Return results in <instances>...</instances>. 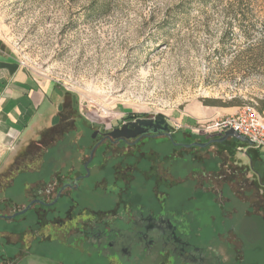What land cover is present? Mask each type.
Returning a JSON list of instances; mask_svg holds the SVG:
<instances>
[{
  "label": "rangeland",
  "instance_id": "rangeland-1",
  "mask_svg": "<svg viewBox=\"0 0 264 264\" xmlns=\"http://www.w3.org/2000/svg\"><path fill=\"white\" fill-rule=\"evenodd\" d=\"M204 1L201 4L198 0H0V36L23 64L55 82L61 91L62 116L71 120L64 122L61 131L45 133L50 137L48 144L34 141L31 147L16 150L12 159L0 164V211H10L7 200L10 198L14 200V208H24L32 190L44 184L40 181L47 179L51 167L39 168L36 162L44 159L65 165L75 155L74 145L89 140L88 135L80 141L83 130L112 128L133 118H128L131 114L138 115L134 118L156 115L167 118L175 139L158 136L150 139L148 145L160 162L174 151L180 158L175 162L178 180L202 165L191 162L189 157L186 162L181 159L189 155L188 151L206 158L208 171L218 169L228 175L224 183L228 182L236 192L241 189V196L230 204L232 211L238 208L241 212L243 202L255 201L244 192L248 190L246 178H255L250 171L254 168L258 192L255 202L260 212L264 211V148L232 140L212 143L206 148L177 146L180 140H185V132H191L195 135L193 139L199 140L218 137L204 138L207 134L194 128L233 115L246 105L259 107L264 100V59H254L248 49L252 40L241 34L242 28L253 26L256 34L264 32V0ZM102 2H107L104 9L100 8ZM235 6L248 7V18L241 21L243 14L237 12L238 18L234 19L235 13L226 8ZM207 100L221 105L206 104ZM230 101L235 104L225 105ZM46 145L53 147L43 158ZM26 151L37 155L34 162L30 159L12 164L19 153ZM34 169L40 171H31ZM206 176L201 181H207ZM193 185L190 179L181 181L168 189L171 197H161L181 217L189 216L206 239L216 227L219 231L223 228L222 210L219 200L213 199L214 194L197 193ZM27 215L23 226L29 221L33 224L34 217L31 213ZM232 220L225 224L235 225L237 233L259 224L257 235L252 233V240L237 247L245 249L244 264H264V224L256 219L242 221L243 217L238 215ZM17 221L0 218V264H86L82 263L80 240L75 237H66L67 243L58 238L36 241L31 250L39 256L25 257L19 253L10 259L6 255L16 251L18 242L25 250L23 237L28 231L22 232L15 226L20 225ZM67 225L47 229H66ZM71 232L75 234L77 230ZM94 262L106 264L87 259V264Z\"/></svg>",
  "mask_w": 264,
  "mask_h": 264
},
{
  "label": "flooded vegetation",
  "instance_id": "flooded-vegetation-1",
  "mask_svg": "<svg viewBox=\"0 0 264 264\" xmlns=\"http://www.w3.org/2000/svg\"><path fill=\"white\" fill-rule=\"evenodd\" d=\"M63 109L62 107L59 122L53 126L51 134L61 131L64 122H71L62 116ZM135 119L137 118L127 119L124 123ZM124 123L112 128L83 130L80 141L88 135L89 140L74 145L75 155L65 165L60 166L59 163L55 164L56 161L52 163L44 159L36 162L41 166L39 168L45 169L48 165L47 168L51 167V171L48 172L47 179L40 181L44 184L32 190V197L24 206L30 205L27 211L34 217L33 224L29 221L23 226L22 222L25 221L22 220L20 225H15L23 232H29V236L26 232L23 237L24 254L29 252L27 255L37 257L38 254L35 255L31 250L36 241L58 238L62 243H67L66 237H75L80 240L78 245L84 260L82 263L86 264L87 259L91 258L94 261H106V264H244L245 249L237 247V244L243 246L252 240V233L257 235L259 224L247 230L245 227L242 232L237 233L235 225L225 223L238 215L239 218L243 217L242 221L256 219L264 224V211L260 212L258 202H255L258 192L254 168L250 171H253L255 178L247 179V174L244 176L248 182V190L245 189L244 192L245 196H250L255 201H241L245 204L242 211L238 208L232 211L234 208L230 204L241 196V189L236 192L228 182L224 183L228 175L218 169L208 171L205 167L207 159H201L197 153H192L196 151H188L189 155L181 159L186 162L189 157L191 162L194 160L202 165L178 180L175 162L180 158L172 150L160 162L155 151L148 145L150 139L158 137L155 133L147 131L146 134L131 138H115L110 135V132L122 127ZM51 128L45 129L43 133ZM45 137L46 141L50 138L46 134ZM212 138L215 137L208 140ZM196 141L208 142L204 139H185L180 140L177 146L203 147L190 146ZM50 147L53 145H46L42 150L45 152L43 158L49 154ZM29 153L31 154L28 155ZM35 158L37 155L33 156L32 152L26 151L19 153L12 164L18 161L24 163L30 159L34 162ZM27 165L32 168L29 163ZM21 167L18 168L22 169ZM205 175L208 180L201 181ZM189 179L194 182V191L214 194L213 199L220 202V224L223 228L219 231L216 227L212 236L206 239L202 238L200 229H195L189 216L181 217L165 200V197H171L168 189ZM31 186L32 184L27 185L28 188ZM164 195L166 196L162 198ZM7 200L11 205L10 211H0V214L12 215L18 212H13L16 206L14 200ZM14 217L5 219L13 221ZM73 220L76 221L72 223ZM68 223L72 224L67 225ZM63 224L67 225L66 229H47L48 226ZM73 229L77 230L75 234L71 232ZM15 246L23 247L21 242Z\"/></svg>",
  "mask_w": 264,
  "mask_h": 264
},
{
  "label": "crops",
  "instance_id": "crops-1",
  "mask_svg": "<svg viewBox=\"0 0 264 264\" xmlns=\"http://www.w3.org/2000/svg\"><path fill=\"white\" fill-rule=\"evenodd\" d=\"M60 94L53 80L35 74L0 36V164L59 122Z\"/></svg>",
  "mask_w": 264,
  "mask_h": 264
},
{
  "label": "water",
  "instance_id": "water-1",
  "mask_svg": "<svg viewBox=\"0 0 264 264\" xmlns=\"http://www.w3.org/2000/svg\"><path fill=\"white\" fill-rule=\"evenodd\" d=\"M147 131H151L152 133H155L158 136L166 135L173 140V133L171 131L169 121L167 120L166 117L162 115H156L154 117H146V118L138 117L135 120H131L128 123H124L120 128H115V130L110 132V135H112L115 138L116 137L131 138L146 134ZM212 135H217L218 137L212 138L205 143H200L196 141L193 142V144H190V146L197 145L204 147L209 145V143H222L226 139H235L237 141L247 143L249 146H253V141H251L247 136L241 134L240 132L238 133L236 131H233L232 129H227L222 133L208 134L207 138ZM29 207L30 205L26 206L23 210L18 211L12 215L0 214V217L3 218L14 217L17 214L25 213V211H27Z\"/></svg>",
  "mask_w": 264,
  "mask_h": 264
},
{
  "label": "built area",
  "instance_id": "built-area-1",
  "mask_svg": "<svg viewBox=\"0 0 264 264\" xmlns=\"http://www.w3.org/2000/svg\"><path fill=\"white\" fill-rule=\"evenodd\" d=\"M227 129L240 132L253 141V146L264 148V114L256 105L243 106L237 113L208 122L202 128H194L204 134L222 133ZM172 133L173 130L171 129Z\"/></svg>",
  "mask_w": 264,
  "mask_h": 264
},
{
  "label": "trees",
  "instance_id": "trees-1",
  "mask_svg": "<svg viewBox=\"0 0 264 264\" xmlns=\"http://www.w3.org/2000/svg\"><path fill=\"white\" fill-rule=\"evenodd\" d=\"M198 2L199 3H201V4H204V0H198ZM107 6V2H102L101 3V9H104L105 7ZM226 10L228 11V12H230V13H235V15H234V19L235 18H238V16H237V12H241L242 14H243V17H241V18H239L241 21H243V20H245V19H247L248 17H247V15H248V11H249V9H248V7H246V6H235V7H227L226 8ZM182 13H185V11H182ZM253 26V25H252ZM254 28V26L253 27H250V28H242L241 29V34H242V36H244V38H246L248 41H251V44H249V46H248V49H249V51L253 54V56H254V59L256 60V61H258V60H260V59H264V32L263 33H260L259 35L258 34H256V32H255V30L253 29ZM235 34V33H234ZM226 37H227V32L226 33H224V35H223V38H222V42H224L225 43V41H226ZM208 102L206 103V104H210V105H221V104H217V102L216 101H212V100H207ZM261 104L259 105V107L256 105V107H257V109L261 112V113H263L264 114V100H261V102H260ZM233 104H235L234 103V101H230V102H226L225 103V105H233ZM136 116H138V115H135V114H131L128 118H130V117H136ZM54 129V127L53 128H51L50 130H53ZM49 130V129H48ZM48 130H46V132L48 131ZM49 130V131H50ZM46 132H44V134L41 136L40 135V138H39V142H40V144L41 145H43L44 143L45 144H48L49 143V141L50 140H48V141H45V133ZM185 139H189V140H193V138H195V135L194 134H191V132H185ZM208 134H214V133H208ZM208 134L206 135V136H204V138H207V136H208ZM188 136H190V137H192V139H190V137H188ZM175 137V134L173 133V140L175 139L174 138ZM188 137V138H187ZM227 140H232V141H234V142H236V143H239V142H241V141H237V140H235V139H226L224 142H226ZM188 141V140H187ZM224 142H222V143H218V144H224ZM33 142H31L29 145H31ZM242 143H244V142H242ZM245 145H248L247 143H244ZM28 145V146H29ZM29 147H31V146H29ZM22 209H24V208H22ZM22 209H16V208H14V210H13V212H15V211H21ZM27 214H29L30 215V213L28 212V211H25V213H22V214H17L15 217H14V219L17 221V220H19V221H22V220H26L27 219V217H28V215ZM23 232V231H22ZM19 253H23V256H26V254H24L25 253V251H24V249H22V248H17L16 249V251L14 252V253H11V255L10 254H7L6 256L7 257H9L10 259H12L13 257H16ZM29 253V252H28ZM1 261V260H0Z\"/></svg>",
  "mask_w": 264,
  "mask_h": 264
}]
</instances>
